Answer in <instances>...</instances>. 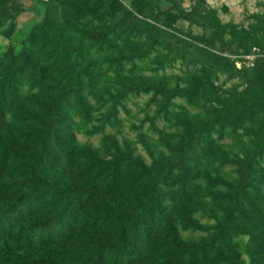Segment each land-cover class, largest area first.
<instances>
[{
	"label": "trees",
	"instance_id": "obj_1",
	"mask_svg": "<svg viewBox=\"0 0 264 264\" xmlns=\"http://www.w3.org/2000/svg\"><path fill=\"white\" fill-rule=\"evenodd\" d=\"M12 1L0 0L1 10ZM40 1L45 11L24 39L39 56L26 45L0 58V264H244L235 244L244 236L250 264H264V13L237 29L222 26L215 11H201L202 24L216 28L214 42L228 34L231 46L259 50L253 66L241 71L209 44L144 20L158 8L157 21L172 0H130L129 7L117 0ZM63 2L77 4L78 16L53 17L52 8ZM156 45L170 51L165 61L157 56L154 72L179 52L199 67L187 88L139 76ZM225 69L244 83L238 94H217L214 82ZM23 85L39 89L33 96ZM141 93H151L158 115L170 122L160 129L148 118L151 132L140 140L148 163L116 143L70 145L78 126L73 117L106 108L116 121L117 107ZM176 99L203 115H187ZM240 130L251 143L213 170L218 140ZM225 165L233 167L227 176L220 173ZM205 195L228 209H208ZM202 205V215L214 220L206 247L180 263L185 250L176 242L177 226L194 225L189 212ZM233 242L238 250L231 251Z\"/></svg>",
	"mask_w": 264,
	"mask_h": 264
},
{
	"label": "rangeland",
	"instance_id": "obj_2",
	"mask_svg": "<svg viewBox=\"0 0 264 264\" xmlns=\"http://www.w3.org/2000/svg\"><path fill=\"white\" fill-rule=\"evenodd\" d=\"M117 1L129 7L130 0ZM138 1L142 3L141 0ZM1 7L2 5H0V31H3L7 26L12 27L8 35L4 36L2 33L0 34V58H3L5 52L8 50L14 49V54L19 53L23 51L26 45L29 49L28 51L34 50L30 53L33 57L39 56L35 49L36 47L33 46L34 44L27 43L25 45L24 39L28 30L43 15L46 6L40 0H13L6 8L1 10ZM18 8L23 11L13 19L11 16ZM194 8L195 12L193 11ZM203 8L215 11L216 18L222 26L233 24L237 29H248L249 24L254 22L253 15L264 13V0H205L203 5H199L198 0H172L169 4H165L164 2L163 11L159 13L157 21H155L157 15L154 11L158 8L152 10V17L150 16L144 20L148 23L158 25L160 28L165 29V27H167L166 30L170 33L209 44L212 50L220 57L232 59L235 67L241 69V71L253 66L259 55V50L253 47L252 49L249 48V51H246L248 49L244 50L238 46H231L229 44L230 36L228 34L223 36L221 42H214L216 28L213 25L208 27L202 24L206 22V20L203 19L205 16H201ZM52 9L53 17L62 16L64 13L69 17H77L79 14L78 6L75 3L68 4L63 2L61 5L56 4ZM115 12L116 11H113L114 14ZM197 12L198 15H195ZM87 28L91 29V27H86L85 29ZM115 32L116 29L113 30V34H115ZM110 37L113 38V36ZM117 42L120 41L117 40ZM169 51L168 48L156 45L147 60L140 64L139 68L141 70L139 76L148 83L166 80L170 86L177 85L182 88H187L191 80L197 76L199 68L196 64L189 61L187 53L179 52V56L176 57L170 66L164 70L154 72L157 58L159 57L162 61H165L168 58ZM39 54L42 55L41 53ZM229 71L230 69H225L224 73L219 74L214 82L217 94L226 97L238 94L240 90L245 88L244 83L238 75L232 77L228 76L231 75V73H228ZM21 89L24 93H30L34 96L39 88L34 85L32 87L23 85ZM128 98L129 100L125 102L124 107H117L116 121H113L107 114L106 108L95 109L91 111L87 117H73V121L75 123L78 122V126L74 129V138L70 145L78 148L81 146L86 147L89 144L97 149L102 147L105 142L116 143L122 149L126 147L129 148L132 151L133 157H142L145 159L146 163H148L149 157L140 141L144 133L151 132V129H148L150 123L148 118L153 117L154 122L160 129L169 126L170 122H168L167 118L158 115L155 101H150L151 93L132 94ZM175 102L182 105L186 110V114L189 116L197 118L201 114V111L196 110L192 105H188L187 102L182 99H176ZM173 109L174 111H179L178 107H174ZM103 121L105 122L104 129L101 130V132L90 135L89 131H91L94 126H100ZM151 136H153L152 139H150L152 141L157 138V134H151ZM213 137L215 136L213 135ZM150 140H147V142H152ZM250 143L251 139L243 135V130L237 131V134L224 135L218 140L219 148L217 154L211 158V168L217 170L221 164L220 161L224 162L228 154H238V156H242L246 145ZM261 165L264 166V161L261 162ZM232 169V166L225 165L223 171L220 173L225 175ZM208 190L209 189H205L203 191L204 194L209 193ZM208 201L209 197L205 195L203 197V202L206 203V206L208 205V209L213 205H215L214 208L217 209L219 207L220 209L222 208L223 211L228 209V203L209 204ZM204 208L205 206L202 205L201 209H192L189 212L191 221L194 223L189 229L182 228L180 224L177 226V231L175 233L176 242H178L181 249H184L186 252H183L184 254L179 256L180 263H183L185 258L190 255V251L196 249L203 250L202 248L206 247L205 243L210 234L209 230L206 231V227L212 225L214 220L209 219L207 214L202 215L201 210ZM247 241L248 237L244 236L237 239V243L233 242L229 245L231 246V251H234V249L238 250V248L235 247L238 244L239 250L243 251L240 259L244 264H250L249 255L244 250ZM234 243L236 245H234ZM202 253L203 251H199V253L195 255L201 256ZM201 264L209 263L202 262Z\"/></svg>",
	"mask_w": 264,
	"mask_h": 264
}]
</instances>
